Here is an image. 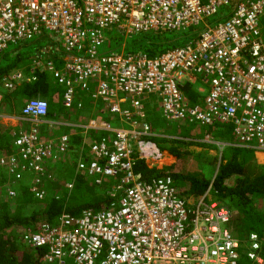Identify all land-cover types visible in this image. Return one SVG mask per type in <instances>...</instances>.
<instances>
[{
  "label": "built area",
  "instance_id": "built-area-1",
  "mask_svg": "<svg viewBox=\"0 0 264 264\" xmlns=\"http://www.w3.org/2000/svg\"><path fill=\"white\" fill-rule=\"evenodd\" d=\"M111 28L125 39L162 29L193 28L194 35L156 56L127 53L124 45L101 51ZM43 33L60 40L64 66L37 52L32 73L43 66L63 86L65 109L84 110L78 98L84 91L97 110L76 124L83 139L75 177L60 186L71 191L81 175L98 185L111 178L115 200L77 216L64 211L56 225L28 231L32 247H47L42 264H68L67 258L74 264H264V236L235 230L233 209L208 197L211 185L190 203L170 175L146 181L137 169L140 162L172 168L168 149L157 145L162 135L147 119L150 102L171 122L233 128L232 142L209 133L204 142L264 153V0H0V53ZM35 78L19 68L0 82L13 91ZM186 84L197 101L184 92ZM1 104L0 97V119ZM20 114L33 127L18 132L11 150L0 149V163L13 180L27 172L33 195L42 199L44 178H58L46 166L69 150L72 138L67 132L43 138L44 98L29 99Z\"/></svg>",
  "mask_w": 264,
  "mask_h": 264
},
{
  "label": "trees",
  "instance_id": "trees-1",
  "mask_svg": "<svg viewBox=\"0 0 264 264\" xmlns=\"http://www.w3.org/2000/svg\"><path fill=\"white\" fill-rule=\"evenodd\" d=\"M182 30L162 29L140 32L129 37L134 38L132 43H128L124 38V34L115 28L109 29L106 33H111V38L117 44L112 48V42L108 39V45L111 46L110 50H119L124 45V50L127 53H144L148 56H156L184 44L187 41H183L182 38H189V35L194 32L193 28ZM33 40H38L36 53H43V55L50 57L56 66L60 68L58 62L64 61V48L55 34L43 33L28 41ZM40 40L46 41L47 44H39ZM130 46L131 48H129ZM30 47L27 41H18L15 47L12 48L16 49L13 50L17 51L15 54H13L12 49L9 52L0 54V80L2 76L10 74L16 68L24 69L25 73H28L26 76L35 74L36 77L23 82L21 86L19 85V88L14 89L15 96L10 100L6 98V101L1 104V109L10 110L11 112L22 107L20 103L23 97H40L47 99L50 116L56 112L55 107L58 100H56L54 92L58 90L59 84L46 70L36 69L34 73H31L26 69L28 63H26L27 58L25 57L35 55V53L32 54L34 51ZM183 89L190 99L193 101L198 100V94L190 84H186ZM63 90L64 88L60 91V97L63 95ZM90 93L81 91L80 94L79 100L86 108L89 107L87 105H91L93 102L89 98L91 97ZM14 98L19 101L13 102ZM75 107L76 105L69 111L60 109L56 113L59 116L67 115L69 118L72 117L70 114L74 113L78 119L82 118L80 109ZM147 118L156 129L164 133L167 131L165 127L159 125L161 116L155 110H150ZM182 123L185 124V128L180 132L185 136L194 135L196 132H199V134L209 133L218 141H227L234 135L233 128L231 127V130L230 125L227 126L222 123L207 126L206 130H199L188 124L190 122ZM0 139V149L3 152L12 149V141H9V137L0 132ZM82 139L80 135L72 138L68 152L69 156L66 158V155L63 156L64 153L60 154L57 157L58 159L56 158L57 160L54 159L46 166L47 169L58 168L60 170L62 166L63 171H60L62 175L66 172L72 174ZM176 143L161 144L176 156V164L170 170L159 171L145 165L143 162L139 163L137 169L142 173L144 180L149 181L154 177L170 175L178 194L187 198L204 194L211 185L216 199L232 208L237 214L242 224L239 228L237 226L238 232H244L249 226L253 231L264 236V164L257 160L255 152L248 147L228 145L223 148L219 157L218 154H212L210 148L195 151L188 147V143L182 141H176ZM202 144L211 148H218L219 146L216 143ZM194 161L195 169L191 173L187 172L185 170L187 165ZM206 166L209 169L208 172L204 171ZM5 174L0 172V264H42L47 247H32L26 239L28 231H39L43 224L56 225L61 213L64 211L77 216L86 209L103 210L115 200L110 189L115 181L111 178H106L103 184L106 186L95 194L88 192L87 179L89 178L85 175L76 176V183L71 191L61 186L58 187L49 178H44L46 192L44 198L38 199L33 195L30 186V175L27 172L20 180H13ZM73 175L71 178H73ZM9 179L15 195L9 193Z\"/></svg>",
  "mask_w": 264,
  "mask_h": 264
},
{
  "label": "rangeland",
  "instance_id": "rangeland-1",
  "mask_svg": "<svg viewBox=\"0 0 264 264\" xmlns=\"http://www.w3.org/2000/svg\"><path fill=\"white\" fill-rule=\"evenodd\" d=\"M183 31V30H182ZM191 35H194L193 33H191L189 35V38H182L183 41H189L190 38H191ZM125 38V36H124ZM106 39H110L111 42H112V48H114L117 44L115 43V40L113 38H111V33H106ZM123 40V38H122ZM128 43H132L134 41V38H127L125 39ZM41 42L39 44L41 45H46L47 42L46 41H43V40H40ZM27 43L31 46L30 48L33 49L34 52H32V54H36V47L38 46V40H33V41H27ZM15 44H17V42L15 43H10L8 48H6L3 52H9L12 48L15 47ZM14 46V47H13ZM111 48V46H107V45H104L101 47V51L102 50H106V49H109ZM131 48V46L129 47ZM13 50H16V49H12ZM120 50V49H119ZM29 51V50H28ZM2 52V53H3ZM15 52L17 51H13V54H15ZM0 53V54H2ZM21 54V53H20ZM30 54V55H32ZM35 55H33L32 57L31 56H26L25 58H27V62L28 63V67L26 68L27 70L31 71V73L33 72L31 70V66L30 64L33 62V59H34ZM59 63V67L62 68L64 66V61L63 62H58ZM41 70H45L43 69V66L39 67ZM17 69V68H16ZM16 69H13L11 72L15 71ZM22 69V68H21ZM23 72L25 73V70L22 69ZM48 72V71H47ZM26 75H28V73H25ZM3 77V76H2ZM1 77V78H2ZM29 77V76H28ZM52 77V76H51ZM21 86V85H20ZM20 86H18L17 88H19ZM58 88H60L61 90L63 89V86L62 85H58ZM0 91H3V92H8L7 90H5V88L3 87V85L1 84L0 82ZM32 98V97H31ZM31 98H22L21 99V103L20 105L23 106L29 99ZM13 101H19L17 98H14ZM57 106L62 109V110H65V108L60 104L58 103ZM89 106V105H87ZM93 106H89V107H84V109H92ZM152 111V110H155L157 113H159V115L161 116V119H159V125H161L162 127H165V129H167V131L164 133L163 131L159 130L158 131L160 132V134L162 136H160V139L157 141L158 142V146L160 148H162L163 146L161 144H164V143H169V144H177L176 141H182L183 143H188V147L191 149V150H195V151H200V150H204L206 148H210V152L214 155L218 154V156L220 157L221 156V153H222V150L223 148H226L227 146H224L223 144L219 145L218 148H211V147H208V146H204V144L202 143H208V142H204L202 140V137L204 136L203 133L199 134V132H196L194 135H183L182 132H180V130L184 129L185 128V124L184 123H178V122H171V121H168L167 119H165L161 113V111H159V109L156 107V105L152 102H150L149 104H147V107H146V114L148 116L149 114V111ZM81 111V114H83V112L86 114L85 110H80ZM91 113V111L89 112V114ZM87 115V114H86ZM93 115V114H92ZM91 116V115H90ZM88 118L84 119V121H87ZM149 120V119H148ZM150 121V120H149ZM188 124H191L193 125L195 128H198L199 130H206L207 129V126L206 125H202V124H199V123H188ZM229 126V125H227ZM230 129L232 130L231 126H229ZM40 128V127H39ZM234 140V135L233 137L230 139V140H227L228 142H232ZM226 141V142H227ZM215 143V142H214ZM214 143H211V144H214ZM254 152H255V156L257 158V160L260 162V163H263L264 164V161L260 159L259 157V153L257 151H255L254 149H252ZM170 153V155L172 156V165L171 167H174V165L176 164V156H174L171 151L169 150H166L165 153ZM47 168V167H46ZM197 168V167H196ZM195 169V161L194 162H191L187 165L186 169L187 172H190L193 171ZM48 170V169H47ZM49 172H52L54 174L58 173L60 170L58 168H49L48 170ZM205 172H208L209 169L207 168L206 166V169L204 170ZM59 174V177H60V180H57L55 181L54 183L57 184V186L59 187L63 181H65L67 178V174H63L62 173H58ZM212 176V175H211ZM213 177V176H212ZM88 180V183H87V186H88V192L90 194H95L97 193L99 190H103V188L106 186V185H98V184H94L92 182L91 179H87ZM201 196V195H200ZM200 196H191V197H188V200L190 201V203H193L195 202ZM208 197L210 199H213V200H218L216 199L215 195H214V191L213 192H210ZM263 210H264V207H263ZM234 212V218H233V228H238L242 225L239 218L237 217V214L235 213V211L233 210ZM237 230V229H235ZM248 230H252L249 226L247 227V229L245 230V232H247ZM67 262L68 264H74L73 263V259L71 258H67Z\"/></svg>",
  "mask_w": 264,
  "mask_h": 264
},
{
  "label": "crops",
  "instance_id": "crops-1",
  "mask_svg": "<svg viewBox=\"0 0 264 264\" xmlns=\"http://www.w3.org/2000/svg\"><path fill=\"white\" fill-rule=\"evenodd\" d=\"M60 91H61V89L58 88V90H56L54 92V96H55L56 100H58L57 103L60 102V104H61L62 96L60 97V94H61ZM84 95H86V94H84ZM14 96H15L14 91H8V92L0 91V97H1L2 103H4L6 101V98L10 100V99H13ZM80 97H81V95L78 96V98H80ZM89 98H91V100H93L92 97H89ZM93 103H94V101L91 103V105ZM91 105H89V106H91ZM95 106H97V105L95 104ZM22 107H20V109L13 110L11 112H10V110L2 109V112L5 114V117L0 119V132H1V134H5L7 137H9V141L10 142L12 141L11 142L12 148L14 146V140L16 139L18 132H20L22 130L23 131H30L33 127L32 121H30L27 118H23L21 116L20 113H21ZM58 110H60V108L56 105L55 111L57 112ZM65 110H67V109H65ZM84 110H85L87 115L83 112V114L81 116L82 118H80V119H78L74 113L70 114V116H72L70 118L67 115H60L59 116V115H57L56 112H55L56 114L53 113V115H50V116L48 115L43 120L42 124L39 126L40 131L43 135V138L49 139V140L50 139H57L59 137V135L64 133V132L69 133L71 135V138H76V137H78V135H80L82 137L81 132H80V128L76 124L79 121H82L83 118L84 119L89 118L90 115L97 113V110L94 108V106L92 109H84ZM67 111H69V110H67ZM90 111H91V113L89 114ZM68 152H69V150H67L63 154V156L66 155V158H67L69 156ZM0 156H1V153H0ZM259 157L261 160L264 161V153L259 152ZM77 160H78V156L76 158L75 165H74V172H73L74 175H73V173L71 174V173L66 172L65 173V174H67L66 180L71 179L72 175H73V178L75 177V168H76ZM61 167H60V171H63V167L62 168ZM0 172L2 174H5V168L3 165H1V163H0ZM54 175L56 176V174H54ZM57 177H56L57 180H60V177L58 176V174H57Z\"/></svg>",
  "mask_w": 264,
  "mask_h": 264
}]
</instances>
